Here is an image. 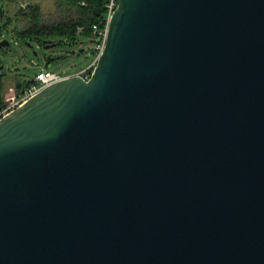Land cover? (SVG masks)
Here are the masks:
<instances>
[{
	"label": "water",
	"instance_id": "obj_1",
	"mask_svg": "<svg viewBox=\"0 0 264 264\" xmlns=\"http://www.w3.org/2000/svg\"><path fill=\"white\" fill-rule=\"evenodd\" d=\"M116 1L0 119V264H264V0Z\"/></svg>",
	"mask_w": 264,
	"mask_h": 264
},
{
	"label": "rangeland",
	"instance_id": "obj_2",
	"mask_svg": "<svg viewBox=\"0 0 264 264\" xmlns=\"http://www.w3.org/2000/svg\"><path fill=\"white\" fill-rule=\"evenodd\" d=\"M2 15L0 17V40H7L9 47L0 49V73L3 75L2 106L7 104L21 90L15 89L18 80H32L44 68L45 57L51 55L54 59L47 70L56 73L74 74L86 68L92 61L91 49L93 37L79 36L72 44L66 38L45 40L48 51L41 47L35 40L29 42L18 39L13 34L15 29H24L25 24L16 18L18 11L26 3L40 5L45 20H54V10L51 0H2ZM54 45V47H50ZM5 106V107H6Z\"/></svg>",
	"mask_w": 264,
	"mask_h": 264
},
{
	"label": "trees",
	"instance_id": "obj_3",
	"mask_svg": "<svg viewBox=\"0 0 264 264\" xmlns=\"http://www.w3.org/2000/svg\"><path fill=\"white\" fill-rule=\"evenodd\" d=\"M54 10V20H45V15L37 3H26L16 15L25 24L24 29H14L16 38L29 42L35 40L41 47L46 46L45 40L66 38L72 44L81 37H94L92 26L99 30L104 28L101 23L105 13V0H51ZM2 0H0V17L2 15ZM28 86L26 80H18L17 91ZM3 75L0 73V110L3 95Z\"/></svg>",
	"mask_w": 264,
	"mask_h": 264
},
{
	"label": "built area",
	"instance_id": "obj_4",
	"mask_svg": "<svg viewBox=\"0 0 264 264\" xmlns=\"http://www.w3.org/2000/svg\"><path fill=\"white\" fill-rule=\"evenodd\" d=\"M105 13L103 16V19L101 23L104 24V28L102 30H99L97 26H92V32L94 35V41L93 46L91 49L92 54V61L89 63V65L79 70L78 72L74 74H66V73H56L52 72L47 69H41L32 80H28V86H26L21 93L14 97L7 106H3L0 110V119L14 111L15 109L21 107L24 105L27 101H29L31 98H33L36 94H38L42 89L53 85L59 81H62L67 78L71 77H79L84 81H89V79L92 76L93 70L96 66L97 59L104 47L106 33H107V27L108 23L112 17L113 12L116 9L117 1L116 0H105Z\"/></svg>",
	"mask_w": 264,
	"mask_h": 264
},
{
	"label": "flooded vegetation",
	"instance_id": "obj_5",
	"mask_svg": "<svg viewBox=\"0 0 264 264\" xmlns=\"http://www.w3.org/2000/svg\"><path fill=\"white\" fill-rule=\"evenodd\" d=\"M43 48H45V46H43ZM46 51H48V50H50V49H45ZM47 57H50V64L52 63V62H54V59H53V57L51 56V55H47L46 57H45V60L47 59ZM46 62V61H45Z\"/></svg>",
	"mask_w": 264,
	"mask_h": 264
}]
</instances>
